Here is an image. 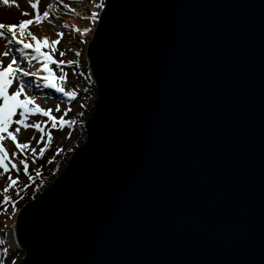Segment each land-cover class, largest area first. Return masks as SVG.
Instances as JSON below:
<instances>
[{
  "label": "water",
  "instance_id": "water-1",
  "mask_svg": "<svg viewBox=\"0 0 264 264\" xmlns=\"http://www.w3.org/2000/svg\"><path fill=\"white\" fill-rule=\"evenodd\" d=\"M87 57L20 264H264V0H107Z\"/></svg>",
  "mask_w": 264,
  "mask_h": 264
},
{
  "label": "rangeland",
  "instance_id": "rangeland-1",
  "mask_svg": "<svg viewBox=\"0 0 264 264\" xmlns=\"http://www.w3.org/2000/svg\"><path fill=\"white\" fill-rule=\"evenodd\" d=\"M106 1L107 0H73L74 4H72V1L64 0V4L69 5L71 9H75V12H73L69 8H65L64 5L60 3V0H39L37 6L41 14L47 9L49 2L53 4L48 20H51L58 26L64 24L65 20L73 15L72 13L84 15L85 17H90L92 13H96L94 19H89L88 17L80 18L78 16L80 20L78 21L77 28L81 29L80 32L59 26L60 28H58L64 31V36L60 40V43L56 45L57 50L54 53L51 51L50 47L41 48L42 52L52 55L54 60L65 61V63L54 64L50 61H46L42 57L37 56L33 49H23L22 45L15 42L10 45L7 44V39L10 38V34H7L4 38H0V53L11 49L8 57H0V59L3 60V65L6 66L7 63L11 61V58L15 56L20 67L24 68L25 71L36 73V75L30 76H24L22 73H17V76L28 85L25 89L27 94L35 97L36 103H38L44 110L51 109L52 115L56 116L58 120L60 117H63L64 120L67 121L70 111H67V114H65V110H71L84 73L89 64L87 57L88 44L95 34L102 13L104 12ZM32 2L37 3V0H32ZM99 4H103V7H98L97 5ZM59 10L62 12H56ZM24 12H27L29 15H22ZM34 16L35 10L31 7L29 0H9L7 5L3 4V0H0V22L2 23L19 24L20 21L31 19ZM44 22L45 21L42 23ZM49 25L52 28H57L51 23H49ZM37 27L38 25L34 23L33 25L28 26V30L35 34L38 39L48 37L49 42L53 40L48 32H41L37 30ZM83 29L89 30L84 32ZM17 34L19 36V29H17ZM21 38H23L25 42H32L35 44V42L31 41V38L26 34ZM18 48L22 49V51H17ZM60 52H64L65 55L60 56ZM77 52H79V56L76 55ZM33 57L36 58L34 59ZM69 60L76 61V63L69 64L67 63ZM45 63L49 64V67L52 69L51 73L43 67ZM50 75H54L57 78L64 76L65 80L60 81L57 79V84L64 87L65 92H74L75 97H69L65 95V93L59 92L56 88L51 87L44 79V77ZM16 86L17 82L14 81L13 87L10 91H14ZM21 99H23V96ZM57 105H59L61 109L59 112L55 111ZM18 118V115L14 117V119ZM34 122H39L41 127L45 129V141L47 140V133L49 132L52 135V141L45 149L43 156H37L35 158V163L32 162L31 154H29V171L27 174L23 172L22 166H20V173H16L15 170L11 171L12 177L15 179L18 175L19 179L17 185L7 193L11 197L9 202H12H8V205L3 202L4 193L2 191L9 183L7 179L8 174L6 173L3 177H0V239L3 238V240H5V244L2 246L3 249H8V252L5 253L6 257H0V264H13V261H15V264H20L26 256L25 248H22L19 244L14 245L11 243L9 232L14 227L16 215L22 207V204L24 205L25 199L29 198L30 201L36 197L40 188V185L38 186L36 183L38 179L36 173L38 171L40 175H45L65 126L64 124L62 127L58 126L57 128H52L51 121L40 114L34 116L30 115L29 119L26 121V123L29 124ZM15 127L16 125H13L9 130L14 131ZM33 136L36 137V140H39L41 133L32 128L27 130L21 128V132L18 135V141L21 143L27 142L32 140ZM3 144L9 154L18 151L10 139H5ZM31 146L35 147L37 153H39V149L44 146V142L37 145L36 141L32 140ZM20 158L23 157L21 156ZM0 171H2V169H0ZM29 177H31V179H29ZM25 185H27V187H25ZM34 189H36V191ZM21 191L24 192L23 196L20 194ZM5 209H7V211H5Z\"/></svg>",
  "mask_w": 264,
  "mask_h": 264
},
{
  "label": "snow or ice",
  "instance_id": "snow-or-ice-1",
  "mask_svg": "<svg viewBox=\"0 0 264 264\" xmlns=\"http://www.w3.org/2000/svg\"><path fill=\"white\" fill-rule=\"evenodd\" d=\"M38 2L33 3L32 0H29L31 7L35 10V16L31 19L22 20L19 24H5L0 22V38L6 37L7 34H10V38L7 39V44H12L13 42L22 45L23 49H33L37 56L42 57L46 61H50L52 63L62 64L65 61H56L53 59V56L49 53H45L41 51L42 47H50L51 51L54 53L56 49V45L60 43V40L63 38L64 33L58 32L57 39L51 40L49 42L48 37H43L42 39H38L35 34H33L30 30H28L29 25H33L34 23L39 25L44 20L48 19L50 16V10L53 8V4L49 3L47 5V9L43 11L41 14L38 8ZM9 0H3V4L7 5ZM60 3L64 5L65 8H69V5L64 4V0H60ZM98 7H103V4L97 5ZM71 11L75 12V9H70ZM22 15H29L27 12L22 13ZM96 13H92L89 19H94ZM49 23L52 21L49 20ZM64 28H69L70 26L65 23L63 25ZM74 28L75 31L80 32L81 29L75 27L74 25L71 26ZM17 29H19V36L17 34ZM89 29H83L84 32H87ZM25 34L31 38V41H34L35 44L32 42H25V40L21 37L25 36ZM17 51H22V49H17ZM11 49L5 50L4 52L0 53V57H8L10 55ZM60 56H64V52L59 53ZM79 56V52L76 53ZM34 59L36 57H33ZM69 64H74L76 61L69 60L67 61ZM43 67L49 72H52V69L49 67L48 63H45ZM17 73H22L24 76L36 75V73H31L25 71L24 68L20 67L17 63V58L13 56L11 61L7 63L6 66L3 65V60L0 59V177H3L6 173L8 174L7 179L9 183L7 186L2 190L3 195V202L7 203L11 200V197L7 194L10 189L14 188L17 185L19 176L14 179L11 175V171L15 170L16 173H20L21 167L25 174L29 171V154H31L32 162L35 163V158L37 156H43L45 149L49 146L52 141L51 133H47V140L45 141V129L41 127L39 122L34 123H26L29 119V116L40 114L43 117H47L49 121H51V127L57 128L58 126H63L64 124L69 123V121L64 120L63 117H60L59 120L56 116L52 115V110H44L38 103H36V98L33 96H29L26 92V87L28 85L25 84L20 77L17 76ZM44 79L48 82V84L56 88L59 92L65 93V95L74 98V92H65L64 87L57 84V79L60 81L65 80L64 76L56 77L54 75H50L44 77ZM14 81L17 82V86L15 87L14 91H10L12 89ZM23 96V99L21 97ZM19 110V111H18ZM60 106L57 105L55 111L59 112ZM70 109L65 110V114ZM19 116L18 119H14V117ZM13 125H16L14 131H10L9 129L12 128ZM21 128L27 130L29 128L35 129L41 133L40 139L36 140V137L33 136L32 140L36 141L37 145H40L44 142V146L39 149V153H37V149L32 147V140L27 142H19L18 135L21 132ZM6 134V135H5ZM5 139H10L15 148L18 150L16 152H12L9 154L8 150L5 148L3 141ZM23 158H20V157ZM36 175H39L37 171ZM31 179V177H29ZM27 187V185H25ZM7 211V209H5ZM5 244V240L0 239V245ZM4 253L8 252L7 248L3 249ZM15 264V261H13Z\"/></svg>",
  "mask_w": 264,
  "mask_h": 264
},
{
  "label": "bare ground",
  "instance_id": "bare-ground-1",
  "mask_svg": "<svg viewBox=\"0 0 264 264\" xmlns=\"http://www.w3.org/2000/svg\"><path fill=\"white\" fill-rule=\"evenodd\" d=\"M69 1H72L71 3L72 4H74V2H73V0H69ZM50 3V2H49ZM69 9H71L70 8V6H69ZM96 10V9H95ZM56 12H62V11H56ZM73 15L72 16H70V17H68L66 20H65V23H67L70 27L69 28H66V29H74V28H72L71 26H75V27H77L78 26V21L80 20V18H87L88 16H84V15H79V14H75V13H72ZM103 14V13H102ZM56 16H58V15H56ZM80 18H79V17ZM102 17V16H101ZM45 22L44 23H41V25L39 24L38 25V27H37V30H39V31H41V32H48L49 34H50V36H51V39H53V40H55V39H57V33L58 32H63L64 33V31L63 30H61V29H59L60 27L59 26H61V27H63V25L65 24H62V25H56V24H54L53 22H51V24H53L54 26H56L57 28H52L50 25H49V20L48 19H46V20H44ZM59 27V28H58ZM64 28V27H63ZM9 237H10V240H11V243L12 244H14V245H16V244H18V241H17V235H16V229H15V227H13L11 230H10V232H9Z\"/></svg>",
  "mask_w": 264,
  "mask_h": 264
},
{
  "label": "trees",
  "instance_id": "trees-1",
  "mask_svg": "<svg viewBox=\"0 0 264 264\" xmlns=\"http://www.w3.org/2000/svg\"><path fill=\"white\" fill-rule=\"evenodd\" d=\"M57 171H58V170H57ZM57 171H56V172H57ZM37 178H38V179H37L36 183H37L38 186L41 185L40 187L43 186V188H44V187H46V186H48V185L51 184V183H50V184H45V185H43L42 182L44 181L45 178H44V176H42V175H40V174L37 176ZM47 183H48V182H47ZM34 190L36 191V189H34ZM41 191H42V190H41ZM34 193H35V192H34ZM40 193H41V192H40ZM20 194H22V196H23V195H24V192L21 191ZM39 195H40V194H39ZM33 198H34V197H33ZM34 199H35V198H34ZM30 201H32V200H30ZM30 201H29V198H28V199H25L24 204H26V203H28V202H30ZM9 203H12V202H9ZM2 204H3V203H2ZM5 204L8 205V202L5 203ZM3 205H4V204H3ZM3 205H2V206H3ZM22 206H23V204H22ZM2 208H3V207H2ZM0 226H1V225H0ZM1 239H3V238H1ZM2 246H3V245H0V257L5 258V257H6V254L4 253V251H3V247H2Z\"/></svg>",
  "mask_w": 264,
  "mask_h": 264
}]
</instances>
